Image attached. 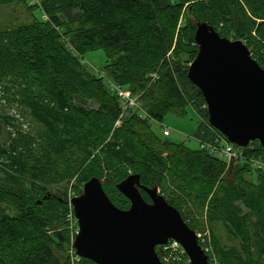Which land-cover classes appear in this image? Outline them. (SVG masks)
<instances>
[{"label":"trees","instance_id":"obj_1","mask_svg":"<svg viewBox=\"0 0 264 264\" xmlns=\"http://www.w3.org/2000/svg\"><path fill=\"white\" fill-rule=\"evenodd\" d=\"M31 3L42 17L0 29V121L11 129L0 145V264H97L69 254L71 192L82 194L98 177L114 204L128 209L117 184L131 174L159 187L197 233L208 232L207 243L199 238L208 264H264V167L253 161L264 159L261 142L240 148L229 178L227 160L210 147L174 143L155 127L169 112L207 105L188 77L199 22L246 38L264 67V0ZM256 24L259 41L249 38ZM96 48L107 55L99 72L84 58ZM119 90L137 105L125 107ZM203 115L195 137L218 144L222 133L207 106ZM156 250L169 264L175 251Z\"/></svg>","mask_w":264,"mask_h":264},{"label":"water","instance_id":"obj_2","mask_svg":"<svg viewBox=\"0 0 264 264\" xmlns=\"http://www.w3.org/2000/svg\"><path fill=\"white\" fill-rule=\"evenodd\" d=\"M195 39L199 52L188 77L204 95L210 125L239 147L255 140L264 146V67L242 40L222 36L207 22L198 23ZM117 188L130 199L128 209L114 204L98 177L72 198L78 223L73 247L78 256L97 264H164L156 248L174 239L190 264H208L198 233L157 187H148L139 174H131Z\"/></svg>","mask_w":264,"mask_h":264},{"label":"rangeland","instance_id":"obj_3","mask_svg":"<svg viewBox=\"0 0 264 264\" xmlns=\"http://www.w3.org/2000/svg\"><path fill=\"white\" fill-rule=\"evenodd\" d=\"M18 3L14 2L12 4L3 5L0 6V29L9 28V27H15L22 23H28L33 19V15L37 17H42L43 12L40 9L35 10L36 6L35 4L31 3ZM188 19L190 20V17H193L190 13L187 14ZM260 20H257V24H259ZM194 20L192 21V23ZM256 24V25H257ZM258 25L252 29L251 31V37L249 35V38L253 40H261L260 33L258 31ZM232 40H242L247 45L246 38H238L233 37ZM251 41L252 44L255 43V41ZM251 50V49H250ZM252 53V52H251ZM253 56V53H252ZM85 61L91 66L93 70L96 72H99L104 69V66L107 63V55L105 51L102 48H96L88 50L84 55ZM193 106V104H192ZM207 105H201L199 107L193 106V108H189L187 113H175V112H169L165 115L163 118V121L161 123H156L155 127L157 129L160 128H169L171 130V136L168 137L169 140H171L174 143H186L191 148H198L201 145V142L199 139L195 137L197 130H198V122L200 119H206L203 115L204 107ZM26 123L25 125H27ZM11 129L4 123L0 121V145L5 143L9 137V132ZM164 131V129H163ZM256 145V144H255ZM254 145V146H255ZM218 155L220 157H223L227 160V173L226 175L230 178L234 175V171L236 169V158H232L231 160H228V156L223 154L222 152H218ZM263 157V156H261ZM259 157L252 158L254 161V168L258 166V164L262 163L264 164V159ZM261 158V159H260ZM263 159V160H262ZM259 167V166H258ZM258 169V168H257ZM71 188V186H70ZM58 187H52L53 191H56ZM160 193L161 189L158 187ZM72 197L75 196V192H71ZM70 228H71V234H72V241L70 243V250L69 254L70 256H73V260L80 261L82 257L78 256L76 251L74 250L73 241L76 237L77 231H78V223L75 217H70ZM206 233L208 232H201L198 233L199 238H201L205 243L208 241V237H206ZM206 234V235H205ZM206 249V248H205ZM186 254L181 252H174V255L172 258L169 259V264H190L189 257L187 258L185 256ZM168 260V258H167Z\"/></svg>","mask_w":264,"mask_h":264},{"label":"built area","instance_id":"obj_4","mask_svg":"<svg viewBox=\"0 0 264 264\" xmlns=\"http://www.w3.org/2000/svg\"><path fill=\"white\" fill-rule=\"evenodd\" d=\"M119 95L123 98L124 106H134L137 105L136 99L132 97L131 92L129 90H119ZM164 134L166 136L171 135V130L169 128H164ZM201 142V141H200ZM216 142L218 144H208V143H202L203 146H208L210 149L214 152H222L223 154L228 156V160H231L232 158H238L242 156V152L240 148L237 145H234L231 143L223 134H218L216 138ZM221 144V146H219ZM259 167H264V164L260 163L258 164ZM164 248V250H174L175 252H181L185 253L184 249L182 248L181 244L174 239H171L167 244L159 245Z\"/></svg>","mask_w":264,"mask_h":264}]
</instances>
